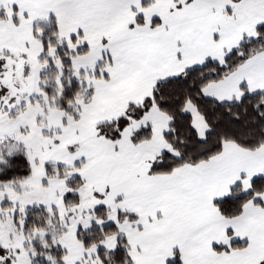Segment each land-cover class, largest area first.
<instances>
[{
	"label": "snow or ice",
	"instance_id": "obj_1",
	"mask_svg": "<svg viewBox=\"0 0 264 264\" xmlns=\"http://www.w3.org/2000/svg\"><path fill=\"white\" fill-rule=\"evenodd\" d=\"M0 264H264V0H0Z\"/></svg>",
	"mask_w": 264,
	"mask_h": 264
}]
</instances>
